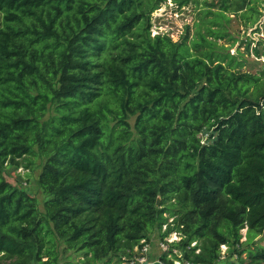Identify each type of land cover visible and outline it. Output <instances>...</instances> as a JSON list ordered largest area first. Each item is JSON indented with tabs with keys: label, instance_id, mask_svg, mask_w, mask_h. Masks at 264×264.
<instances>
[{
	"label": "trees",
	"instance_id": "1",
	"mask_svg": "<svg viewBox=\"0 0 264 264\" xmlns=\"http://www.w3.org/2000/svg\"><path fill=\"white\" fill-rule=\"evenodd\" d=\"M167 1L0 0V264L122 262L154 225L174 258L264 264V67L219 42L264 0H172L199 16L177 41ZM38 159L43 211L5 174Z\"/></svg>",
	"mask_w": 264,
	"mask_h": 264
},
{
	"label": "rangeland",
	"instance_id": "2",
	"mask_svg": "<svg viewBox=\"0 0 264 264\" xmlns=\"http://www.w3.org/2000/svg\"><path fill=\"white\" fill-rule=\"evenodd\" d=\"M175 2L168 0L162 5L160 9L153 13V33L159 32L169 33L174 41L179 40L186 33V26L189 25L190 37L195 34L196 23L199 21L198 11L195 7H183L177 8ZM232 22L229 25V32L232 38L226 37L223 40H219L221 44L225 45L226 49H229L231 53L236 54L238 57H242L244 60V70L256 71L260 67H264V56L258 58L254 53V49L258 48L260 51L264 49V16L261 18L258 24L250 27L248 30L245 29L243 20L237 18L234 14H230ZM2 21V18H0ZM135 117L130 118V122L134 125ZM205 138V137H204ZM42 160L38 159L36 164L30 168H27L23 163L20 165L9 164L5 168V174L8 181L16 186L24 187L28 189L33 195L36 196L39 207L44 210V201L47 195L43 193L38 182L40 170H41ZM173 218L171 217L168 222L172 223ZM167 224L163 227L162 231L166 230ZM173 233V232H172ZM246 233V229L243 230V234ZM147 240L146 242L150 245L151 258L157 259L163 253H166L169 259L174 258V252L171 253L169 250H164L161 246V242L165 241L170 244L174 241L180 239L179 233L169 234L162 238L157 225L149 228L146 231ZM264 234L258 236L255 243L264 245ZM243 237L242 240H245ZM246 247V246H244ZM240 248L239 251H241ZM174 251L178 252L177 249ZM120 254H113L111 257L110 264H121ZM178 254H181L178 252ZM244 253L243 256L246 257L247 262L249 259ZM59 264H70V263H82L83 254L81 252H74L65 250V246L62 241L59 242ZM237 259V254L234 253L233 256L228 252L227 246H222V257L219 264H226L227 261H233ZM70 261V262H69ZM97 264H102L98 262Z\"/></svg>",
	"mask_w": 264,
	"mask_h": 264
},
{
	"label": "built area",
	"instance_id": "3",
	"mask_svg": "<svg viewBox=\"0 0 264 264\" xmlns=\"http://www.w3.org/2000/svg\"><path fill=\"white\" fill-rule=\"evenodd\" d=\"M173 233H177V232L174 231ZM173 233H171V234H173ZM143 243L144 244L141 247L137 246L133 250L134 251L133 253L123 255L121 257L122 258L121 264H200V263H193V262H190L188 260H183V259H179V258L170 259L171 261L170 260H164L162 258H157L154 260L151 258L150 245L145 240L143 241ZM161 246L164 250L169 249V245L165 241L161 242Z\"/></svg>",
	"mask_w": 264,
	"mask_h": 264
},
{
	"label": "water",
	"instance_id": "4",
	"mask_svg": "<svg viewBox=\"0 0 264 264\" xmlns=\"http://www.w3.org/2000/svg\"><path fill=\"white\" fill-rule=\"evenodd\" d=\"M160 199H158V203H159Z\"/></svg>",
	"mask_w": 264,
	"mask_h": 264
}]
</instances>
